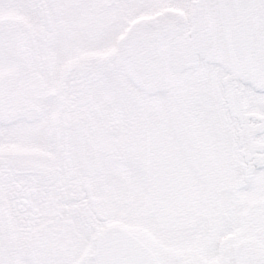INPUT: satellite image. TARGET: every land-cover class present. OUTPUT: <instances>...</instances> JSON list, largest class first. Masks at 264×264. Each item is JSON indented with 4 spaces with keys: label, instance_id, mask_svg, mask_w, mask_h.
I'll return each mask as SVG.
<instances>
[{
    "label": "snow or ice",
    "instance_id": "6c2138e0",
    "mask_svg": "<svg viewBox=\"0 0 264 264\" xmlns=\"http://www.w3.org/2000/svg\"><path fill=\"white\" fill-rule=\"evenodd\" d=\"M0 264H264V0H0Z\"/></svg>",
    "mask_w": 264,
    "mask_h": 264
}]
</instances>
